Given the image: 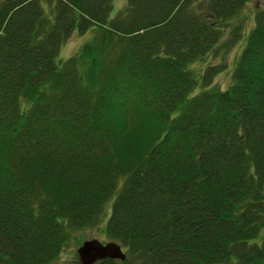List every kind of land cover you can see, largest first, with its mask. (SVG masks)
<instances>
[{
  "label": "trees",
  "instance_id": "1",
  "mask_svg": "<svg viewBox=\"0 0 264 264\" xmlns=\"http://www.w3.org/2000/svg\"><path fill=\"white\" fill-rule=\"evenodd\" d=\"M248 1L0 0V264H49L111 198L125 259L95 264H264V10L189 95Z\"/></svg>",
  "mask_w": 264,
  "mask_h": 264
},
{
  "label": "rangeland",
  "instance_id": "2",
  "mask_svg": "<svg viewBox=\"0 0 264 264\" xmlns=\"http://www.w3.org/2000/svg\"><path fill=\"white\" fill-rule=\"evenodd\" d=\"M126 4V0H113L110 10V17H113ZM260 10H264V0H250L244 4L236 16L228 19L223 29L221 41L210 50L202 60L195 61L189 66L194 77L197 79V86L189 95L202 91L205 81H202L204 73L211 67L225 66V69L217 73L212 78L211 87L226 89L234 79V72L237 67L239 55L246 43L249 32L254 26L255 15ZM92 30L80 34L77 30L60 46L58 58L62 61L76 53L81 45L91 40ZM232 40V41H231ZM233 43L231 45V42ZM230 44V45H228ZM113 198L107 200L103 211L96 225L86 227L71 234L67 239L58 256L49 264H81L77 249L80 244L88 239H97L101 242L113 240L106 234V223L110 215ZM124 250L125 248L121 246ZM232 264V263H231Z\"/></svg>",
  "mask_w": 264,
  "mask_h": 264
},
{
  "label": "water",
  "instance_id": "3",
  "mask_svg": "<svg viewBox=\"0 0 264 264\" xmlns=\"http://www.w3.org/2000/svg\"><path fill=\"white\" fill-rule=\"evenodd\" d=\"M77 254L81 264H93L105 258L125 259V254L119 244L112 241L101 243L97 239L83 241L77 249Z\"/></svg>",
  "mask_w": 264,
  "mask_h": 264
}]
</instances>
